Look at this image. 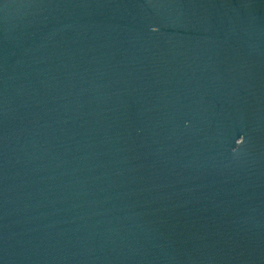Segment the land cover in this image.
<instances>
[{"label":"water","instance_id":"water-1","mask_svg":"<svg viewBox=\"0 0 264 264\" xmlns=\"http://www.w3.org/2000/svg\"><path fill=\"white\" fill-rule=\"evenodd\" d=\"M0 264H264V0H0Z\"/></svg>","mask_w":264,"mask_h":264}]
</instances>
